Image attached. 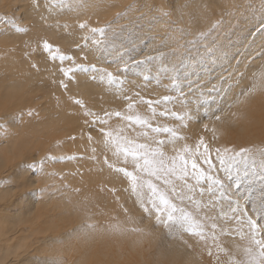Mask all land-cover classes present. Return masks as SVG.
<instances>
[{
    "label": "rangeland",
    "instance_id": "1",
    "mask_svg": "<svg viewBox=\"0 0 264 264\" xmlns=\"http://www.w3.org/2000/svg\"><path fill=\"white\" fill-rule=\"evenodd\" d=\"M151 1L150 9L144 10L129 7L135 4V0H82L91 6L84 10L75 9L74 0H40L42 7L49 8V12L44 13L42 7L39 10L31 9L32 0H0V15L14 17L20 27L27 29L26 34L5 37L2 31L6 26L0 25V67L6 72V76L0 79V123L9 125L10 132L14 134L13 143L19 145L18 151L20 154L24 152L23 155L30 154L34 158L33 163L38 164L47 156L65 157L63 161L46 162L43 174L23 172L28 178L27 185L0 188V207L3 209H7L4 206L8 203L16 202V205L25 195L29 197L23 203H32L24 210H14L13 203V208L8 207L12 214L10 218L5 214L8 211L0 210L3 217H0V243L11 241L19 235L27 237L24 248L13 251V246L9 254L1 256L0 264L6 262L7 255L10 264H40L57 258L67 260L69 264H165L171 256L161 254L169 251V245L172 252L182 249L186 253L185 259L190 260L191 264H217L218 255L223 264L228 257L221 254V249H231L232 258L237 261L249 259L246 251L249 247L247 225H239L231 220L233 213L228 209V203L243 208L264 228V76L259 74L264 66V19L258 17L263 5L258 0H240L243 4L239 5L237 2L240 1L236 0L235 4L233 0H219L220 3L212 0V3H216L215 7L213 4L214 11L210 0H206L209 6L205 0L200 1L201 5L199 0H186L187 6L183 2L185 0ZM203 14L204 17L212 15L211 19L208 15V19H204ZM197 17H202L201 21ZM39 18L47 19L43 26L38 23ZM188 19L191 25L194 21L197 25H189ZM130 21L134 23L130 24ZM81 23L88 25V28L82 30L79 27ZM91 28H105L106 33L95 34L96 42L90 41L83 53H77V46L85 42L82 37H92ZM61 30L64 32L61 33ZM45 42L62 53L76 56L77 64H95L112 71L123 60L133 64L136 59L147 60L150 62L148 67L152 69L151 81L144 87V82L137 75L144 71V66L119 74L120 79L127 82L123 86L97 84L91 80V73L77 72L72 80H68L60 69L72 67L71 63L61 65L59 61H51L43 48ZM84 55L89 57L87 61L80 59ZM10 61L15 69H5L3 66L9 65ZM32 65H36L40 72L37 73ZM252 65L253 71L249 72L248 68ZM237 66H240V70ZM19 67L25 68H22L24 72L31 70L27 73L33 74V78L26 79ZM16 73L20 78L24 77L21 80L23 83H16ZM81 76L91 81V89L89 84L87 89L73 86ZM241 77L244 79L241 80ZM61 80L68 84V90L60 86ZM94 83L95 88L113 92L114 97L108 98L94 91ZM214 86L215 91L212 90ZM162 87L168 88L169 93L163 91ZM169 94L174 103L168 107L179 109L182 115H188V119L185 121L187 127L180 132L187 139L176 144L175 149L164 150L166 162L177 156L184 145L194 147L202 137L211 149L210 159L215 166L210 174L216 176L219 183L213 189L215 194L211 200L207 194L203 197L197 195L194 201L190 200L184 188V202L180 203L176 194L181 191L183 182L170 178L176 185V191L172 192L171 185L152 179L158 188L170 194L178 207L191 212L197 223L207 224L202 229L203 242L191 235L183 236V243L169 240L166 237L167 229L154 226L155 216L151 221L143 219L145 214L135 205L129 192L131 181L110 170L105 163L107 160L114 168L125 167L122 157L118 160L113 156V149L106 147V138L98 131H90L86 123L92 119L85 115L86 111L98 116L113 113L105 130L112 131L114 136L122 133L132 143H142L144 140L140 138V133L148 129L117 120L114 113L119 111L147 119L150 109L141 101L162 99ZM76 100H80L84 107L77 105ZM228 108L225 117L222 113ZM163 109L164 105L156 108L157 112ZM2 111L12 112L9 115L19 119L20 123H14L13 117L4 120L3 116L8 113L2 116ZM216 115H220V121L214 119ZM203 123L209 125V131L203 129ZM157 124L179 128V124L172 120L153 118L152 127ZM89 135L92 136L91 140ZM167 138L160 136V139ZM35 140L40 141L36 143ZM50 140H55V144L44 147ZM217 147L231 149L228 156H235V159L221 165L216 158ZM93 148L96 149L95 153ZM243 148L249 151L236 155ZM68 157L83 159L69 160ZM8 163H11L8 159L0 162V168L4 167L5 174L10 176L13 171H8ZM198 164L208 171V165L202 159L198 160ZM127 170L133 171V168L129 165ZM40 190L44 191L43 198L34 195ZM213 200L216 202L215 211L210 213L207 205ZM212 218L215 228L211 227ZM240 218L237 214V219ZM46 219L52 220L53 224ZM89 224L96 226V234L86 240L79 238L84 242L76 240L72 248L61 247L59 240L57 249H54L55 242L52 243L53 249L41 243L43 240L49 241L50 237L66 241L65 234L72 233L76 228H85V234L88 232L86 225ZM237 228L242 231L237 232ZM256 238L264 239V236L258 234ZM12 243H16L17 247L19 242ZM27 244L34 246V250L29 249L31 246ZM251 247L253 254L258 255L259 248L254 244Z\"/></svg>",
    "mask_w": 264,
    "mask_h": 264
},
{
    "label": "snow or ice",
    "instance_id": "2",
    "mask_svg": "<svg viewBox=\"0 0 264 264\" xmlns=\"http://www.w3.org/2000/svg\"><path fill=\"white\" fill-rule=\"evenodd\" d=\"M151 0H135L134 5L129 7L142 8L148 10L151 7ZM32 10H39L42 7L40 0H32L30 4ZM90 5H87L82 2V0H74L75 9H84L87 10ZM17 10L19 8L17 7ZM196 21H194L195 23ZM134 21H130V24ZM0 25L6 26L3 29L2 35L7 37L12 34H26L27 29L19 26L18 21L14 17L8 15H0ZM79 27L83 30L88 28V25L81 23ZM111 28V26H108ZM115 31V29H113ZM120 31H125V29H120ZM90 32L92 37L84 36L82 39L85 41L83 45L77 46V53H83L85 49L89 47V42L95 43V34L100 33L104 35L106 33L105 28H91ZM159 39V38H158ZM43 48L46 54L49 56L50 60L55 62L59 61L61 65L65 62H70L72 67L64 68L61 67L60 71L64 77L68 80H72L74 75L77 72L89 74L91 73V80L97 84H107L113 85L118 84L120 86L125 85L127 82L123 79H120L119 74L128 73L134 71L140 66H144V71L137 73L138 77L142 82H144V87L147 83L151 81L152 78V69L148 67L149 61H139L135 60V63H130L129 60H123L121 63L115 65V70H108L107 68L97 67L95 64H77V58L74 55L62 53L59 49H54L51 44L45 42ZM80 59L87 61L89 57L87 55L81 56ZM36 69V72L39 73L40 69L36 65H32ZM237 69L240 70V66H237ZM249 72L253 71V65L249 66ZM261 76H264V66L261 67L260 73ZM244 78L241 77V80ZM60 86L65 90H68V84L64 80L60 81ZM82 86L88 88L87 80L83 81ZM159 86V84L157 85ZM231 88V86H230ZM163 91L169 93L168 88H163ZM216 90L215 86L212 89ZM139 93H137V97ZM75 103L84 107L81 104L80 100H76ZM142 104H145L148 109H150V115L147 119L140 115H128L122 114L117 111L114 113L117 120H125L127 122L140 125L141 128H147L148 131H143L140 133V138L144 140L142 143H132L127 138L123 137V134L119 136H114L112 131H106L105 126L109 124L113 113L106 112L104 116H98L96 113L91 111H86L85 115L92 117L91 120L86 121L89 124L90 131H98L102 137L106 138V147H111L113 149V156L118 160L122 157V163L125 167H113L111 163H107V166L110 170L115 171L118 175L122 174L124 177L128 178L131 181V188L129 190L130 195L132 196L134 203L138 206L141 211L145 214L143 219L151 221L153 216H155V227L160 228L164 227L167 229L166 237L169 240H180L183 243V236L191 235L194 237H199L203 242L204 232L203 228L207 226L197 223L196 218H194L191 212H186L183 208L178 207L176 203L173 202L170 194L167 191L161 190L153 183V179L157 181H163L165 185H171V191H176V185L172 183L170 178H174L178 182H183L181 185V191L177 193V198L180 203L184 202L185 192L184 188L187 189V194L189 199L193 200L198 195L203 197L205 194L209 196L211 200L212 196L215 194L213 189L219 183L216 176L211 175V170L215 167L211 162V149L209 148L206 141L201 137L194 147H189L184 145L179 149V154L171 159L170 162H166L165 158V149L173 148L175 145L180 143L183 140H186L187 137L180 134L182 129H185L187 125L185 121L188 119L187 114H181L180 110H173L168 107V105L173 104L174 101L171 99L170 94L163 96L162 99L156 100H142ZM160 105H164L163 111L157 112L156 108ZM132 105L129 104V108ZM32 115V113H29ZM153 118H163L165 120H172L175 123L179 124V128L169 126L168 124H157L155 127H152L151 122ZM14 123H20V120L13 117ZM216 121H220V115H216L214 118ZM205 131H209V125L205 124L202 126ZM214 131V130H213ZM166 136L167 139H160V136ZM13 136L10 132L9 125L5 123H0V153L11 158V156L19 150V145L13 143ZM89 140L92 139V136L89 135ZM156 145V147H152ZM202 149V150H201ZM93 153L96 149L93 148ZM231 149L224 148L221 149L217 147L215 152L217 154L216 158L219 163L223 165L226 161L235 159V156L229 157L228 153ZM247 148L241 149L236 155H243V153L248 152ZM57 159L63 161L65 157H54L47 156L44 160H41L37 163H20L15 166V175L10 176L8 180L0 181V188H7L9 186L24 185L28 182L26 176L21 175L23 172L32 171L39 172L43 174V168L45 163L48 161H56ZM67 159H83V157H68ZM202 159L208 165V171H205L198 164V160ZM131 166L133 171H128L127 166ZM17 177H20L17 180ZM143 177H148V179H143ZM191 181V182H190ZM207 185V186H206ZM34 195L42 198L44 191L41 190L39 193H34ZM215 201L207 205L208 211H215ZM228 209L233 213L231 220L236 221L239 225H247V238L249 240V247L246 250L249 256V259L242 262L233 259V253L231 249L224 250L221 249V254L225 257H228L227 261H224L223 264H264V239H257V235L264 236V228L259 226L255 219L249 217L245 210L239 206L233 207L228 203ZM8 211V209H4ZM237 214L241 217L237 219ZM211 218V217H210ZM212 228H215L214 218ZM88 232L85 235L89 238L93 237L97 228L94 225H86ZM237 232L242 231L241 228L236 229ZM75 238H78V233L70 234L68 241H59L61 247L72 248L73 245L71 241ZM255 245L259 248L258 255H254L252 251V245ZM207 247V245H205ZM169 251L165 254L162 253L161 256H172L173 252L171 251V246H168ZM194 251V249H190ZM181 252L183 250L181 249ZM209 255L211 253L209 252ZM40 264H69L67 260L64 259H49L40 262ZM185 264H191L190 260H186ZM217 264H222L219 255L217 256Z\"/></svg>",
    "mask_w": 264,
    "mask_h": 264
},
{
    "label": "bare ground",
    "instance_id": "3",
    "mask_svg": "<svg viewBox=\"0 0 264 264\" xmlns=\"http://www.w3.org/2000/svg\"><path fill=\"white\" fill-rule=\"evenodd\" d=\"M153 1H154V0H153ZM200 1H201V0H199V2H198L199 4H200ZM211 1H212V0H210V2H211ZM214 1H215V2L218 1V2L220 3L219 0H214ZM214 1H213V2H214ZM224 1H226V0H224ZM227 1H228V0H227ZM229 1H230V0H229ZM233 1H234V0H233ZM236 1H240V0H236ZM255 1H256V0H255ZM258 1H259V4H262V5H263V6H262V12L258 13V14H260L258 17H259L260 20H261V19L263 20V19H264V0H258ZM151 2H152V1H151ZM183 2H185V4H186V0L183 1ZM190 2H192V1H190ZM195 2H196V1H195ZM205 2L207 3L206 0H205ZM205 2H203V3H205ZM256 2H257V1H256ZM187 3H188V1H187ZM193 3H194V2H192V4H193ZM201 3H202V2H201ZM203 3H202V4H203ZM206 3H205V5L207 6L208 3H207V4H206ZM211 3H212V2H211ZM226 3H228V2H226ZM241 3H242V1H240V3L237 2L238 5L241 4ZM164 4H165V3H164ZM164 4H163V5H164ZM176 4H177V3H176ZM182 4H184V3H182ZM185 4H184V6H185ZM195 4H196V3H194V5H195ZM213 4H214V7H215V4H216V3H212V6H211V5H210V6H211V7L213 8V10H214ZM233 4H235V1H234ZM242 4H243V3H242ZM194 5H191V3H190V6H192L193 9L195 8ZM200 5H201V4H200ZM200 5H199V8H200ZM238 5H236V6L238 7ZM186 6H187V4H186ZM186 6H185V7H186ZM195 6H196V5H195ZM208 6H209V4H208ZM219 6H220V5H219ZM221 6H222V5H221ZM221 6H220V7H221ZM162 7H163V6H162ZM165 7H167V6L165 5ZM192 7H191V10H193ZM229 7H230V9H231V11H232V8H231L232 6L229 5ZM229 7H228V8H229ZM233 7H234V6H233ZM176 8H178V7H176ZM179 8H181V7L179 6ZM179 8L176 9V10H179ZM188 8L190 9V7H188ZM196 8H197V7H196ZM208 8H209V7H208ZM234 8H235V7H234ZM42 9L44 10V11H43L44 13H48V12H49V8H47L46 6L42 7ZM210 9H211V8H209V10H210ZM230 9H229V10H230ZM191 10H189V11L191 12ZM233 10H234V9H233ZM236 10H237V9H236ZM203 11H204V10H203ZM214 11H215V10H214ZM220 11H221V10H219L218 12H220ZM180 12L183 13V12L181 11V9H180ZM194 12H196V10H194ZM198 12H199V11H198ZM198 12H197V13H198ZM232 12H233V11H232ZM234 12H235V10H234ZM201 13H202V11H201ZM203 13H205V12H203ZM206 13H209V11L206 12ZM261 13H262V14H261ZM183 14H184V13H183ZM185 14H186V12H185ZM218 14L222 15V13H218ZM232 14H233V13H232ZM245 14H246V13H245ZM207 15H208V14H207ZM207 15H205V17H204V14H203L202 16H203V18L205 19V18L207 17ZM213 15H214V14H213ZM223 15H224V14H223ZM177 16H178V15H177ZM208 16H209V15H208ZM210 16H212V15H210ZM210 16H209V17H210ZM230 16H231V15H230ZM230 16H229V17H230ZM244 16H245V15H244ZM187 17H188V15H187ZM193 17H194V16H193ZM231 17H232V16H231ZM184 18H185V16H184ZM201 18H202V17H197L196 19L200 20ZM50 19H51V17H50ZM185 19H186V18H185ZM207 19H208V17H207ZM210 19H211V17L209 18V20H210ZM227 19H228V18H226V20H227ZM236 19H237V18H236ZM46 20H47L46 18H39V19H38V23H39L41 26H43V25L46 23ZM186 20H187V19H186ZM186 20H185V21H186ZM200 21H201V20H200ZM211 21H212V20H211ZM211 21H210V22H211ZM240 21H241V20H240ZM189 22H191V21L188 19V24L191 25V23H189ZM210 22H209V23H210ZM209 23H208V24H209ZM229 23H230V22H229ZM229 23L227 22L226 24H229ZM192 24L194 25V23H192ZM193 25H191V26H193ZM195 25H197L196 22H195ZM43 30H46V28H43ZM63 32H64V31L61 30V33H63ZM12 58H14V57H12ZM12 58H11L10 60H12ZM16 58H17V57H16ZM3 61H4V60H3ZM3 61H2V62H3ZM12 61H13V60H12ZM12 61H10L9 65H3V66H5V69H11L12 67L15 69V67H14L15 65L13 64ZM15 61H16L18 64L21 63L20 61H18V60H16V59H15ZM19 62H20V63H19ZM0 64H1V62H0ZM13 65H14V66H13ZM21 65H22V63H21ZM21 65H20V66H21ZM0 66H1V65H0ZM19 68L22 69L23 67H19ZM203 68H204V67H203ZM3 69H4V68H3ZM23 69H25V68H23ZM23 69H22L23 72L21 71L22 74H23V76H24V77L26 76V77H25L26 79H32V78H33V77H32L33 74H32V75H28V73H27V72H30L31 70L29 71V70L26 69V72H24ZM19 71H20V70H19ZM19 73H20V72H19ZM19 73H16V76H15V78L18 79V80H17L18 82H16V83H20V82H22L21 80H23V78H24L23 76H22L23 78H20V75L17 76V74H19ZM13 74H14V73H13ZM5 76H6V72H5L4 70H2L1 67H0V79H1V78H4ZM252 76H255V75H252ZM35 77H36V74H35ZM16 79H14L13 82H14ZM84 80H86V79L83 78L82 76L79 77L78 80L75 81V83L73 84V86H76V88L83 87L82 84H83V81H84ZM87 82H88L89 85L91 84V83H90L91 81L89 82V81L87 80ZM7 83H8V82H7ZM22 83H23V82H22ZM43 83H44V82H43ZM43 83H42V84H43ZM1 84H2V83H1ZM12 84H13V83H12ZM12 84L10 83V85H12ZM14 84H15V83H14ZM14 84H13V85H14ZM8 85H9V84H7V86H8ZM10 85H9V86H10ZM18 85H20V84H18ZM18 85H16V86H18ZM77 86H78V87H77ZM95 86H96V85H95V83H94V87H93V89H95L94 91H97L98 93L101 92L103 95H105V96L108 97V98H113V97H114V96H113V92H112V93H108L107 90H105V89H103V90L100 91L99 88H95ZM253 86H254V88H257L256 85H253ZM96 87H97V86H96ZM73 88H75V87H73ZM82 89H83V88H82ZM89 89H91V85H90V88H89ZM92 93H93V92H92ZM243 98H244V97H243ZM230 102H231V101H230ZM231 103H233V102H231ZM231 103H230V104H231ZM230 109H231V108H230ZM6 112L8 113V114H6L7 116H3V115H5L4 113H6ZM6 112H5V111H4V113H3V111L1 112V115L3 114L2 116L4 117V120H6L7 118L11 119V118L13 117V116H11V115H12V112H10V111H6ZM228 112H229V108H228V109H225V110L223 111L222 114H224V116L226 117V116L228 115ZM10 113H11V115H9ZM13 113H14V112H13ZM38 114H39V113H38ZM2 116H1V117H2ZM9 116H10V117H9ZM222 116H223V115H222ZM224 116H223V117H224ZM3 117H2V118H3ZM33 117H34V116H33ZM38 117H39V116H38ZM34 118H35V117H34ZM9 119H8V120H9ZM32 119H33V118H32ZM27 120H28V119H27ZM58 120H59V119H58ZM233 120H234V119H233ZM30 121H31V120H30ZM8 122H9V121H8ZM8 122H7V123H8ZM10 125L15 126L14 124H10ZM202 125H205V123H203ZM15 128H16V127H15ZM17 128H18V127H17ZM42 137H43V136H42ZM38 141H40V140H38ZM38 141H37V142H38ZM54 141H55V140H52V141L50 140L48 143L45 142L46 144L44 145V147H48L49 145L55 144V143H53ZM13 142H15V141H13ZM35 142H36V140H35ZM37 142H36V143H37ZM42 142H43V140H42ZM25 143H26V142H25ZM70 143H71V142H70ZM80 143H81V142H80ZM21 150H22V149H21ZM30 151H31V150H30ZM22 153H24V152H22ZM22 153L20 154V152L17 151V152H15V153L11 156V158H9L8 156L4 155L3 153H0V162H1V163H4L6 159H8V160L11 162L10 164L8 163V164H9V166H8V171H9V172H10V171H11V172L13 171L12 173H10V174H11L10 176L15 175V171H14V170H15V166H16L17 164H20V163H24V164H27V163H33L34 158L31 157V156H29L30 154H29L28 152H27V153L29 154L28 156H27V155H23ZM25 153H26V151H25ZM64 153H65V152H64ZM5 167H6V166H5ZM6 168H7V167H6ZM0 169H1V170H0V181H5V179H6V180L9 179L10 176H8L7 173L5 174V171L3 170L4 167H2V168H0ZM2 170H3L4 172H3ZM26 171H27V170H26ZM6 172H7V171H6ZM22 175L25 176L24 173H23ZM19 178H20V177H19ZM17 179H18V178H17ZM27 183H28V182H27ZM27 183H26V185H27ZM24 185H25V184H24ZM26 189H27V187H26ZM28 189H29V188H28ZM24 190H25V189H24ZM28 191H29V190H28ZM30 191H31V190H30ZM40 191H41V190H40ZM31 192H32V191H31ZM24 194H25V193H24ZM29 194H30V193H29ZM25 196H26V195H25ZM25 196H24L23 199H21L16 205H15L16 202H13L14 205H15L14 210H15V209H17V210H24L26 207L28 208V206H30V205L32 204V203H31V204L23 203L24 200H25V198L29 197V195H27L26 197H25ZM30 196H31V195H30ZM72 197H73V196H72ZM3 198H4V197H3ZM13 198H14V197H13ZM42 198H43V197H42ZM3 200H4V199H3ZM1 201H2V199H1ZM48 201H49V200H48ZM61 201H62V200H61ZM3 203H4V202H3ZM13 203H11V205H12ZM6 204H7V203H6ZM8 204H9V203H8ZM8 204L5 205L4 208H6V206H7V209H9V208H8L9 206H10V209L13 208L14 205L11 207V205H8ZM23 204H25V205H23ZM3 205H4V204H3ZM43 205H45V204H43ZM43 205H42V207H43ZM50 205H51V204H50ZM1 206H2V205H1ZM52 207H55V206L53 205ZM29 208H30V207H29ZM38 208L40 209V207H38ZM43 208H44V210H46V207H45V206H44ZM2 209H3V208L0 207V210H2ZM32 209H34V208H32ZM41 209H42V208H41ZM60 209H61V208H59V210H60ZM44 210H43V212H44ZM51 210H52V209H51ZM54 210H55V209H54ZM59 210H58V211H59ZM3 211H4V209H3ZM32 211H33V210H32ZM41 212H42V211H41ZM41 212H40V213H41ZM26 213H27V212H26ZM29 213H30V212H29ZM40 213H39V215H42V214H40ZM50 213H51V212H50ZM5 214H6V217H7V218H10V217L12 216V214H10V211H9V210H8V212H6ZM39 215H38V216H39ZM27 216H28V215H27ZM45 216H46V214L44 213V217H45ZM54 216H56V215H54ZM57 216H58V215H57ZM0 217L3 219V217H2L1 215H0ZM46 218H47V217H46ZM33 219H35V218H33ZM39 219H40V218H39ZM41 219H42V216H41ZM41 219H40V220H41ZM48 219H49V218H48ZM48 219H46V220H48ZM44 220H45V219H44ZM54 220H55V219H54ZM48 221H49V220H48ZM48 221H47V222H48ZM47 222H46V223H47ZM49 222H51V224H53V223H52V222H53L52 220L49 221ZM4 223H5V222H4ZM29 223H30V222H29ZM49 224H50V223H49ZM51 224H50V225H51ZM54 224H55V222H54ZM45 226H46V225H45ZM48 226H49V225H48ZM54 226H55V225H54ZM84 227H85V226H84ZM41 229H42V228H41ZM84 229H85V228H76V229L72 232V233H74V232H75V233H78V238H75V239H73V240L71 241L73 247L75 246L76 240L79 241L80 243H82V241L84 242L83 239H85V240H86V239H89V237L87 238V236H85L84 232H86L87 230H86V231H83ZM31 230H33V228H32ZM35 230H37V229H35ZM31 233H33V232H31ZM31 233H29V234H31ZM42 233H43V232H40V234H42ZM72 233H70V234H72ZM70 234H68V233L65 234V235H66V236H65L66 239L63 238V237H62V238L65 239L66 241H68V240H69V237H70ZM25 235H26V234H25ZM25 235H24V236H25ZM30 236H31V235H30ZM81 237H83V239H79V238H81ZM25 238H27V237H26V236L23 237V235H19L18 237H14V239H13L14 241L11 239V241H7V242H5V243H0V245H1V246H0V259H2L1 256H2L3 254L10 252V249H11L13 246H15V248L12 249L13 251H14L16 248L19 249V250H20V248H24L23 243H24V241L26 240ZM46 238H47V237H46ZM48 238H49V237H48ZM60 238H61V237H60ZM62 238H61V239H62ZM28 239H29V238H28ZM58 240L60 241V239H57L56 237H55V238H54V237H50V238H49V241L47 240L48 242L45 241V240H43L42 242H41L40 240H38V241H40L41 243L44 242V244H47L48 246L50 245L52 249H53V247H52V243L55 242V246H56V248H54V249H57V246H58V245H57V244H58L57 242H58ZM38 241H37V242H38ZM63 241H64V240H63ZM1 242H2V241H1ZM12 242H17V243L19 242V243H18V246L16 247L17 244L15 243V244H16V245H15V244L12 243ZM32 243H33V242H32ZM38 243H39V242H38ZM28 244H30V243H28ZM28 244H27V245H28ZM36 244H37V243H36ZM39 244H40V243H39ZM33 245H35V243H34ZM2 246H3V247H2ZM28 246H31V245H28ZM33 247H34V246H33ZM33 247L31 246V247H29V249H30V248H33ZM45 247H46V246H45ZM82 248H83V246H82ZM48 249H49V248H48ZM33 250H34V248H33ZM45 250H46V249H45ZM15 251H16V250H15ZM20 251H21V250H20ZM23 251H24V250H22V253H24ZM26 252H27V251H26ZM30 253H31V252H30ZM8 254H9V253H8ZM31 255H32V253H31ZM75 255L78 256L79 254H77V252H76ZM26 256H27V255H26ZM17 257H18V256H17ZM22 257H23V255H22ZM10 258H12V257H10ZM13 258H14V257H13ZM20 258H21V257H20ZM75 258H76V257H75ZM5 259H6V260H5V261H6V262H5L6 264H10V263H11V260H10V262H7L8 255L5 257ZM57 259H58V258H57ZM3 260H4V259H3ZM14 260L17 261V259H14ZM29 262H30V261H29ZM0 263H1V262H0ZM5 263L3 262V264H5ZM32 263H33V262H32ZM15 264H20V263L17 262V263H15Z\"/></svg>",
    "mask_w": 264,
    "mask_h": 264
},
{
    "label": "clouds",
    "instance_id": "4",
    "mask_svg": "<svg viewBox=\"0 0 264 264\" xmlns=\"http://www.w3.org/2000/svg\"><path fill=\"white\" fill-rule=\"evenodd\" d=\"M186 257V253L185 252H181L180 249H176L173 252V255L171 256L170 259H168L165 264H185V259Z\"/></svg>",
    "mask_w": 264,
    "mask_h": 264
}]
</instances>
